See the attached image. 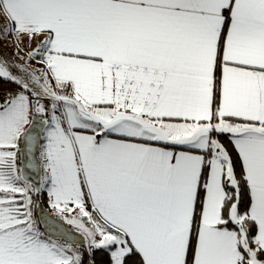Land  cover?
<instances>
[{
	"label": "snow or ice",
	"instance_id": "snow-or-ice-1",
	"mask_svg": "<svg viewBox=\"0 0 264 264\" xmlns=\"http://www.w3.org/2000/svg\"><path fill=\"white\" fill-rule=\"evenodd\" d=\"M0 264H264V0H0Z\"/></svg>",
	"mask_w": 264,
	"mask_h": 264
},
{
	"label": "crops",
	"instance_id": "crops-1",
	"mask_svg": "<svg viewBox=\"0 0 264 264\" xmlns=\"http://www.w3.org/2000/svg\"><path fill=\"white\" fill-rule=\"evenodd\" d=\"M7 51H9L10 52V49H7ZM5 87H14V86H5ZM46 210H45V213L46 214H48V215H50V216H55V214L54 213H52L51 212V210L47 207V208H45ZM56 219L57 220H59V218L58 217H56ZM60 221V220H59ZM62 222V221H61ZM67 226V228L69 229V231H74V229H72V227L71 226H69V225H66ZM41 231H45V228H44V224L41 222Z\"/></svg>",
	"mask_w": 264,
	"mask_h": 264
},
{
	"label": "water",
	"instance_id": "water-1",
	"mask_svg": "<svg viewBox=\"0 0 264 264\" xmlns=\"http://www.w3.org/2000/svg\"><path fill=\"white\" fill-rule=\"evenodd\" d=\"M44 215H45L46 217L49 218V223H51V222H52V221H51V217H52V216H50V215H48V214H46V213H45ZM56 220H57V219H56ZM57 222H58L59 224L63 225L64 228H67V226L64 225L63 222H61V221H59V220H57ZM42 223H43V222H42ZM43 224H44V223H43ZM44 227L47 228V225L44 224ZM67 229H68V228H67ZM68 230H69V229H68Z\"/></svg>",
	"mask_w": 264,
	"mask_h": 264
},
{
	"label": "trees",
	"instance_id": "trees-1",
	"mask_svg": "<svg viewBox=\"0 0 264 264\" xmlns=\"http://www.w3.org/2000/svg\"><path fill=\"white\" fill-rule=\"evenodd\" d=\"M45 208H47V206L45 207ZM46 210V209H45ZM45 228V227H44ZM45 230H46V228H45Z\"/></svg>",
	"mask_w": 264,
	"mask_h": 264
}]
</instances>
